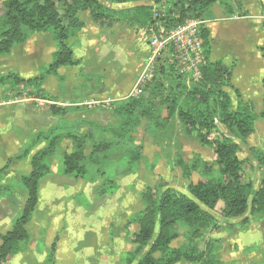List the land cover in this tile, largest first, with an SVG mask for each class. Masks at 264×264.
I'll return each mask as SVG.
<instances>
[{
	"label": "trees",
	"instance_id": "16d2710c",
	"mask_svg": "<svg viewBox=\"0 0 264 264\" xmlns=\"http://www.w3.org/2000/svg\"><path fill=\"white\" fill-rule=\"evenodd\" d=\"M109 1L144 3L107 8L99 0H1L0 55L16 50L36 32L48 35L56 48L51 61L34 76L24 78L14 71L0 72V87L4 89L1 97L9 101L10 97L24 93L28 98L48 100L47 109L53 120L46 129L37 131L15 128V133L26 140L0 168V197L13 196L18 191L25 194L24 203L11 218L9 228L0 233V264L17 259L31 243L33 237L28 224L39 201L40 182L52 172L56 157L58 174L73 181L97 183L98 195H113L120 186L118 177L133 173L137 166L150 160L149 166L153 168L158 158L155 152L154 158L146 157L143 144L136 142L133 132L145 121L147 133L153 138L156 136L155 139L165 138L173 118L198 142L213 147L214 167L200 161L197 154L191 164L184 165L179 158L177 163L184 167V176L188 178L186 192L157 185L141 194L145 206L133 218L137 224L131 239L134 248L119 256L121 263L236 264L220 256V241L211 238L202 247L198 242L217 225L213 210L220 202L223 204L220 215L225 220L247 211L252 215L264 214V184L249 196L250 184L245 180L243 159L238 155L239 144L218 130V124H223L238 137L246 138L256 130L258 118L264 122V79L260 91L262 107L258 113L237 89V105L233 108L225 87H233L234 67L227 65L222 57L211 58L212 38L205 22L214 18L212 7L215 4L227 18L248 13L240 0H167L165 15L155 18L146 0ZM85 17L105 27L126 23L155 28L161 25L166 30L191 19L199 20L204 58L200 77L187 81L162 57L151 80L137 96L111 100L108 111L114 119L112 123L103 124L83 114L77 116L83 112L78 105L102 87L103 79L102 73L81 70V81L66 87V76L59 74L60 68L68 69L80 63L73 54L70 40L79 36ZM261 26L264 29V20ZM259 50L264 54V43ZM48 75L58 78V95L44 88ZM71 88L75 97L62 95ZM9 93L13 96L9 97ZM58 101L67 104H58ZM215 133L219 135L210 137ZM25 159H29V170H14L11 181L4 182L11 165ZM257 161L264 168V151ZM193 170L202 174L196 182L189 179ZM179 237L184 241L173 245ZM57 239L47 247L42 264H56Z\"/></svg>",
	"mask_w": 264,
	"mask_h": 264
},
{
	"label": "rangeland",
	"instance_id": "374dc122",
	"mask_svg": "<svg viewBox=\"0 0 264 264\" xmlns=\"http://www.w3.org/2000/svg\"><path fill=\"white\" fill-rule=\"evenodd\" d=\"M153 2L157 3L158 0H148L145 3L151 5ZM138 3H144V1L122 3L120 6H115V8H125ZM83 16H88V14L83 13ZM84 20L89 25H96L100 34H107L109 40L115 42L116 50L115 55H113V50H109L108 47L101 49L103 50V55L107 57V63L103 66L102 70L105 91L103 95L98 97L90 96L86 101L80 103L78 107H82L83 112L77 113V116L83 114V116L93 117L94 120L103 124L112 123L114 119L108 111L109 103L111 102L108 99L115 98V96L110 95L111 91L114 87L119 88L120 91L126 87L123 96L129 94L132 82L140 73L144 61L147 58L151 35L158 30L160 25L157 28L149 25L122 24L105 27L103 24L99 25L94 23L88 17H85ZM250 20L254 21L252 18ZM263 20L264 17L261 18V21ZM230 28L242 31V27L238 22H234ZM260 33L262 35L255 32L257 36L253 35L254 40L251 37L245 46L236 39V43L233 42L230 53H228V59H225L227 65L232 68L234 67L231 80L233 87H225L231 95L232 107L234 108L237 105V95L235 93V89H237L241 92L243 99L253 105L257 113L262 107L261 89L260 83L258 84L259 78L256 79L255 75L251 73L255 69H260L264 73V59L255 56L258 52L256 42L261 43L264 37V32ZM43 37V40L41 38L42 41H36V48L39 43H42V46L43 44H47L48 35H43ZM229 37L231 36L228 35L224 40L230 41L231 38ZM224 40H221L219 35L217 36L214 42L217 48L211 54L212 59L221 57V51H226L225 46H223L224 50L221 49L222 41ZM237 46L239 49L241 48L246 52H250V55L242 59L238 52H235V50L237 51ZM30 47H33V44H29V49ZM55 48L56 46L52 42L50 50L54 51ZM45 49V59L48 60L50 55L47 52V46ZM35 60L36 63L43 62L41 61L43 60L41 57L39 60L37 58ZM42 66L44 65H41L39 70ZM96 66L100 67L101 65ZM76 67L59 69V74L66 76L65 83L67 85H75L81 81L80 72H78ZM262 73L260 76L264 75ZM48 76H50V80H46V89L51 94L58 95V78L54 75ZM25 90L27 92V89ZM7 95L9 97L13 96L11 93ZM62 95L66 97H70V95L73 97L76 96L72 88L67 89V93H63ZM10 98H12L11 101L14 104L24 103L30 106V110L34 109L37 112V114L35 113L36 117H32L29 122L23 116H19L17 119L14 118L15 120L11 121L12 117H8V119L3 118V110L1 108L6 104L0 105V141L4 140V142L12 143L10 149L8 148V144H4L5 146H2V150H10L11 156H14L22 148L21 142L23 141V144L26 139L23 137L20 142V137L10 135L6 140L7 134L15 133V128L17 127L25 131H27V128H33L36 131L38 128L46 129L51 125L53 120L47 116V113L49 114L47 106L50 104L48 100L33 97H31L33 100L28 99V96L24 95V93L23 95H16ZM97 100L100 102L95 103L94 101ZM0 101L7 100L0 96ZM56 103L64 104L61 101ZM26 115L31 116L25 113L24 116ZM255 123L257 125L256 130L246 138H240L223 124H218V130L220 132L230 135L239 144L240 151L238 155L243 159L245 180L250 184L249 196L264 184V168L259 166L257 161L258 155L264 151V122L258 118ZM168 129V132L165 134L166 137L168 136L167 139L166 137L155 139L157 138L156 136L153 138L145 131V121H143L138 129L133 132L136 142L143 144L146 157L150 159L154 158L152 154L155 152L158 153V158L156 161L154 160L155 165L153 168L149 166L152 163L150 160L141 166H137L133 173H125L118 177L120 186L113 195H98L97 183H86L83 181L74 183L73 180H69L65 184L57 185L61 186L59 188L62 189V194L64 195L62 198V207L57 206L56 212L53 211L54 213L49 216V218L51 217V223L49 222V227L46 232V229L44 232L39 230L40 227L35 222H29L28 229L33 237L30 243L32 250L30 251L28 249L23 251L20 259L14 260L9 264H42L41 256H38V254L42 255L45 253V245L48 247L56 237H58L56 247L59 246L60 240L63 238L60 246L64 250H69L64 255L59 256L58 254V264H122V259L119 256H122L125 251H130L134 248L131 239L132 233L137 229V224L133 218L137 217L138 212L145 206L141 194L147 188H152L157 185L170 186L178 191L186 192L188 178L184 176V167L181 163H177L179 158L184 165L191 164L193 162L191 160H194L197 154L199 155L200 161L203 160L210 167H214L213 161L215 154L212 146L198 142L193 134L188 133L181 127L180 122L176 118L171 120V125L168 126ZM218 135L215 133L210 135V137ZM20 145L21 147H19ZM57 159V157L54 159L53 165L55 166L58 161ZM13 165L9 168L10 170H13ZM201 178L202 174H200L199 170H193L189 177L194 182ZM7 201L10 202V200ZM7 201H0V212L2 214L5 212V223L9 222V218H12L17 211V209L15 210L13 208L14 205H12L11 211L7 206ZM222 207L223 204L220 202L213 210V214L217 217V225L199 240V246L202 247L206 240L214 238L220 241L222 245L220 256L224 260H232L236 264L264 263V214L258 213L252 215L247 211L237 218L234 217L225 220L220 215V209ZM50 208L44 206L43 210L48 211ZM1 228L3 227L1 226ZM37 236H39V239L42 238V244L38 242ZM183 241L179 237L173 241V245H180ZM34 243L36 246L35 255L33 253ZM105 245H108V247L112 245L115 253L110 250L100 251ZM124 256L126 257V255Z\"/></svg>",
	"mask_w": 264,
	"mask_h": 264
},
{
	"label": "crops",
	"instance_id": "0c3cea01",
	"mask_svg": "<svg viewBox=\"0 0 264 264\" xmlns=\"http://www.w3.org/2000/svg\"><path fill=\"white\" fill-rule=\"evenodd\" d=\"M99 2L107 8H115V6H120V4H122V3H114V2H111L109 0H99ZM139 2H142V1H139ZM240 2L242 5V8L247 11V13H248L247 15H245V16H234L231 18H227L223 15L221 7L215 4L212 7L214 18L205 22V26L207 27V29L209 31V36L212 38L211 54L214 51H216L217 47H215L214 44H216V43H214V42H215L218 35L221 37V40H224V38L227 37L228 35L231 36V37H229V38H231L230 41H225V40L222 41V48L221 49L224 50L223 46H225V49H226V51H221L222 52L221 57L224 60L228 59V53H230V49H231L233 42L236 43V39L239 43L242 42V45L245 46V44L248 42V40L251 37L254 40V36H257L255 34V32L257 34H261L260 32H264V29L261 26L262 25L261 18L264 17V0H240ZM250 18H252L254 21H251ZM234 22H238L239 25H241L242 31H240L239 29H231L230 28ZM122 25H129V24L124 23ZM259 30H260V32H259ZM40 34H42V35H40ZM43 35H46V34H43L41 32L34 33L31 35V37L25 43L20 45L16 50H13L9 54L0 55V72L5 73L8 71H15L16 73H18L19 75H21L24 78L36 75L37 72L39 71V67H41V65H45L51 61V55L53 52L50 50L51 43L53 42V40L49 36H48L49 38H47V44H43V46H42V43L41 44L39 43L38 47L37 48L35 47L36 41H40L41 38L43 40V38H44ZM70 42L73 44L72 48H73V54H74L75 58L80 60V63L77 65V67L74 66L77 68L78 72H80L81 70H84L85 72L102 73L103 66H105L107 63V57H105L103 55V50H101L102 48L108 47L109 50H113V55H115V50H116L115 42L113 40H109L107 34H105V33L100 34V31L96 25H94V24L89 25L86 21H85L84 27L81 29V31L79 33V36L77 38L71 39ZM239 43H237V45H239ZM256 43L258 46V48H257L258 52L255 54V56L259 57L261 59H264V54L259 50V46H261L264 43V37H263V40L261 43H259V42H256ZM29 44H33V47H30L31 50L29 49ZM46 46L48 48L47 52L50 55L48 60L45 59V51H46L45 47ZM235 52H238V54L242 57V59L247 58L250 55L249 54L250 52H246L245 50H243L241 48L239 49L238 46H237V51L235 50ZM40 57L43 58V60H41L43 62L42 63H40V62L36 63L35 59L37 58L39 60ZM82 64H84V65H82ZM96 65H101V66L99 67ZM233 70H234V68H233ZM261 73L262 72L260 71V69H257V70L255 69L254 72L251 73V74L255 75L256 79L259 78L258 84L260 83V89H262L261 83H262V80L264 79V75L260 76ZM232 74H233V71H232ZM251 74H248V75H251ZM262 74H264V73H262ZM260 77H261V79H260ZM46 80L47 81L50 80V76H47L45 81H44L43 86L45 89H46ZM103 80L104 79H102V87L100 89H98L96 92H94L93 94H91L90 95L91 97H98L100 95H103V93L105 91L104 86H103ZM65 86L70 87L72 85H67L65 83ZM125 89H126V87H125ZM125 89L120 91L119 88L114 87V89L111 91L110 95L115 96V98L113 97V98L108 99V100L111 101L114 99H121V98L126 97L127 96L126 94H125V96H123L125 91H126ZM47 91H49V90H47ZM3 92H4V89L2 87H0V96L3 94ZM28 99H32V98H28ZM9 101H11V100H9ZM5 104L6 105L3 108H1L3 110V112H2L3 118H5V119H8V117H12L11 121H14L19 116H23V118H26L25 120L29 122L32 119V117H36L35 113L37 114V112L34 109L30 110L29 105H26L24 103L14 104L12 101L7 102ZM25 113L30 114L31 116H27V115L24 116ZM47 116L52 119V117L48 113H47ZM10 135H14L15 137H18V138L20 137V142H21V139H23V136L18 135L17 133H9L6 135L7 136L6 140ZM17 142H16V144H17ZM22 142H21V145H22ZM4 144H8L9 149H10V146L12 145V143H9L6 141L4 142V140L0 141V168H2L7 163V160L9 157H12L10 150H2V146H5ZM21 145L19 147H21ZM14 163H13L14 165L12 164L13 170L14 169L20 170L22 172H27L29 170L28 169L29 168V159L17 161ZM56 169H57V164H56V166L52 165V172L49 173L47 176H45L41 180L39 201H38L37 206L35 208L34 216L30 221L32 223L35 222L38 225V227H40L39 230H41L43 228H44L43 230L46 229L45 232L47 231V228L49 227L48 226L49 222L51 223V220H50L51 217L49 218V216H51L54 213L53 211L56 212L57 206L62 207V202H63L62 198L64 197V195L62 194V189L59 188L61 186H57V185L65 184V182H69V180H71L69 178H66V177L58 174ZM13 170H11L9 172V174L6 176L5 182L11 181V179L13 177ZM75 182H79V181H74V183ZM50 194H51V196L49 197ZM24 197H25L24 192L18 191L15 193V195L13 197H10V196H8V198L1 197L0 201L10 200V202L7 201L8 202L7 203L8 208L11 210L12 205H14L13 208H15V210L16 209L18 210L19 208L22 207V205L24 203ZM57 203H59V204H57ZM44 206L51 207V208L48 211H46V210H43ZM4 213L2 214L0 212V227L1 226L3 227L0 229V233H3L4 231H6L10 226L11 218H9V222L5 223ZM32 223H31V225H32ZM4 225H6V226H4ZM49 232H50V230H49ZM37 237H38V239H37L38 242H40L42 244V242H41L42 238L39 239V236H37ZM62 241H63V238L60 240V244H59V246H57V249H56V264H58V260H59L60 255L66 254L67 251L69 252L68 249L64 250L63 247L60 246ZM43 245H45V244L43 243ZM30 246L31 245L29 244L23 251L28 250V249L31 251L32 247H30ZM45 247L47 249L46 245H45ZM35 249H36V246L34 243V245H33L34 255H35ZM102 250L103 251L110 250L113 253H115V250L112 248V245H111V247L110 246L108 247V245H105L104 248L100 249V251H102ZM43 251H45V249H43ZM58 254H59V256H58ZM21 255H22V253L20 254V256ZM44 255H45V253H43L42 255L38 254V256H41V260L43 259ZM20 256L17 257V259H20ZM17 259H15V260H17Z\"/></svg>",
	"mask_w": 264,
	"mask_h": 264
},
{
	"label": "built area",
	"instance_id": "2783aa9c",
	"mask_svg": "<svg viewBox=\"0 0 264 264\" xmlns=\"http://www.w3.org/2000/svg\"><path fill=\"white\" fill-rule=\"evenodd\" d=\"M150 6L153 17L156 18L165 15L168 4L167 0H158ZM200 23L199 20L191 19L168 30L160 25L158 30L152 33L147 58L132 82L129 96H137L141 92L144 85L151 80L162 57L167 65L173 66L187 81L200 77V65L204 61L202 39L198 30ZM7 102L9 101H0V105Z\"/></svg>",
	"mask_w": 264,
	"mask_h": 264
}]
</instances>
